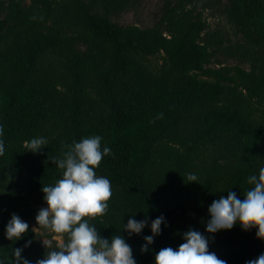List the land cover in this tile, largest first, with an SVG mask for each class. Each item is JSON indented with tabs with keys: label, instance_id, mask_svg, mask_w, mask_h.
Here are the masks:
<instances>
[{
	"label": "trees",
	"instance_id": "16d2710c",
	"mask_svg": "<svg viewBox=\"0 0 264 264\" xmlns=\"http://www.w3.org/2000/svg\"><path fill=\"white\" fill-rule=\"evenodd\" d=\"M132 0H2L0 40V125L4 154L0 180L20 175L24 181L0 196L5 227L11 214L21 219L46 203L42 186L63 178L53 162L73 141L99 135L111 149L97 176L111 182L112 196L103 216L89 218L102 238L122 235L136 264H155L164 247L177 249L184 232L199 231L209 251L227 264H246L264 253L256 228L206 231L208 208L235 192L243 199L251 175L264 167V120L247 114L235 96L218 99L245 86L264 106V0H165L160 17L148 27L120 24L112 17ZM225 18L228 29H209L206 10ZM43 19H31L33 16ZM228 30V31H227ZM231 31V32H230ZM229 36H239L229 42ZM162 50L166 68L153 74L133 55ZM218 54L235 59L211 67ZM210 80H202L192 72ZM163 113V119H157ZM52 130L39 151L25 144ZM181 149L172 172L154 166L161 143ZM207 145L224 162L210 166L201 202L190 200L184 179L188 166ZM163 215L161 233L146 252L151 222ZM147 220L139 234L124 229L128 220ZM28 244L25 247V244ZM35 264L46 253L29 229L19 240L0 243V264L14 259L13 249Z\"/></svg>",
	"mask_w": 264,
	"mask_h": 264
},
{
	"label": "clouds",
	"instance_id": "9594fccd",
	"mask_svg": "<svg viewBox=\"0 0 264 264\" xmlns=\"http://www.w3.org/2000/svg\"><path fill=\"white\" fill-rule=\"evenodd\" d=\"M31 19L43 17L33 16ZM157 119H163V113ZM0 136H3V125H0ZM99 135L82 138L64 145L62 158H53L59 169L63 170V178L58 179L54 186H42L45 194L43 199L47 207H41L35 217L38 226L50 233L67 234V241L57 245L58 250H51L38 259L35 264H136L131 246L122 235L112 236L111 240L102 238L97 228L91 225L89 219L103 216L112 196L111 182L104 176H97L95 169L102 159L110 155L109 147L101 146ZM47 144L43 137L33 138L25 144L27 150L37 152ZM4 142L0 139V156L4 154ZM189 182L197 181L195 174H189ZM248 183L253 185L238 198L235 192L214 200L208 208L210 220L206 231L215 233L222 229H231L237 223L245 231L256 228L257 238L264 239V167L259 174L251 175ZM161 215L151 222L153 235L145 236L146 244L141 252L148 250L153 238L161 233ZM147 220L137 221L130 218L124 229L139 234L146 226ZM29 230V225L17 214H11L6 225V237L9 240H19ZM184 243L177 249L161 248L155 254V264H227L215 252L209 251V240L199 231L189 229L184 232ZM29 241L25 247L30 244ZM44 247L51 248V241H43ZM22 248L13 249L14 259L11 264H32L21 253ZM246 264H264V253L257 258L246 261Z\"/></svg>",
	"mask_w": 264,
	"mask_h": 264
},
{
	"label": "rangeland",
	"instance_id": "374dc122",
	"mask_svg": "<svg viewBox=\"0 0 264 264\" xmlns=\"http://www.w3.org/2000/svg\"><path fill=\"white\" fill-rule=\"evenodd\" d=\"M2 1V0H0ZM28 2V0H25ZM165 0H132L125 7H123L118 13H116L112 19L120 24H135L140 27H148L155 23V21L160 17L161 10L163 8ZM1 12V11H0ZM205 16L208 22L209 29L225 28L228 29L229 25L226 23L225 18L218 15L217 12H212L208 9L205 11ZM228 31V30H227ZM231 32V31H230ZM2 39L0 40V48L4 47L7 42L12 38V33L2 34ZM229 42L237 41L239 36H229ZM133 55L135 58L143 65V67L152 72L153 74L160 73L164 68H166V58L162 50L158 49L150 53L137 52L134 51ZM235 63V59H230L224 57L222 54H218L214 61L210 64L211 67L216 66H227ZM198 78L202 80H210V78L204 76L200 72H192ZM230 95L235 96L239 100L240 105L243 110L249 114L254 120L261 122L264 120V106L262 102L256 101L252 98L249 90L243 86L239 85L231 90H225V93L218 99L217 103L219 105L224 104V102L230 97ZM52 128L50 126H44L40 133V137H47L50 134ZM182 152L180 148L173 147L166 143H161L155 150L153 161L156 168H163L169 173L172 172L174 167H176V156ZM224 159L220 152L214 150V147L207 145V148L199 153L188 166L185 173L186 182L190 185L189 193L190 200L192 196L195 201L201 202L202 194L204 191V183L209 181L207 178L209 171H212L210 166L214 163L215 165L221 164ZM189 174H195L197 181L189 182L187 177ZM24 181V177L20 175H8L3 180H0V196L4 193H10L15 187L19 186L21 182ZM41 207H47L46 203L36 205L34 211L31 215H25L22 220L29 225V229L33 232V242L39 248H42L45 252L51 250H58L57 245L61 242L67 241V234H55L50 233L48 230L38 226L36 222V215ZM6 227H5V215L0 216V243L8 240L6 237ZM43 241H51L52 247H44ZM4 261L1 264H11L12 260L9 256L4 257Z\"/></svg>",
	"mask_w": 264,
	"mask_h": 264
}]
</instances>
